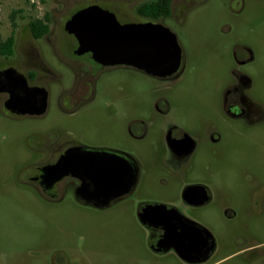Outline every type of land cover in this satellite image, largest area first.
Returning a JSON list of instances; mask_svg holds the SVG:
<instances>
[{
	"label": "flooded vegetation",
	"instance_id": "flooded-vegetation-1",
	"mask_svg": "<svg viewBox=\"0 0 264 264\" xmlns=\"http://www.w3.org/2000/svg\"><path fill=\"white\" fill-rule=\"evenodd\" d=\"M108 1L121 23L169 27L181 48L178 67L158 76L103 64L90 52L79 54L77 38L65 30L68 40L47 39L66 68L61 72L33 40L24 47L14 40L12 53L0 51V58L12 57L0 64V113L14 120L56 114L30 134L1 137L0 196L73 209L65 218L78 223L82 243L51 248L49 264H144L149 251L158 263L174 257L179 264H264V230L255 225L264 217V154L256 149L264 97L251 70L264 57V0H228L232 24L211 30L219 96L204 108L171 98L185 78L186 57L169 23L195 2L139 0L127 8ZM117 69L157 83L152 101L133 102L107 87ZM21 192L32 195L20 199ZM117 219L135 220L136 234L125 225L111 232V248H97L89 228L114 227ZM108 255L116 261L101 258Z\"/></svg>",
	"mask_w": 264,
	"mask_h": 264
},
{
	"label": "rangeland",
	"instance_id": "rangeland-1",
	"mask_svg": "<svg viewBox=\"0 0 264 264\" xmlns=\"http://www.w3.org/2000/svg\"><path fill=\"white\" fill-rule=\"evenodd\" d=\"M139 0H120L122 7L136 5ZM194 8L182 16L177 22L169 23L179 37V42L185 53V66L183 81L174 90L171 96L173 102L192 104L198 108H204L207 102H216L219 96L218 78L215 71V63L211 55L212 29L219 28L225 21H232L226 17L228 13V0H193ZM91 3L98 4L105 8H110L108 0H0V38H6L14 34L16 42L24 47L25 44H38L42 50L44 58L59 71L66 68L58 57L47 39L64 41L71 36L65 31L67 19L77 10ZM34 18L46 19L50 28L41 38H35L30 29V21ZM234 27V25H233ZM234 30L236 28L234 27ZM220 36V34H219ZM36 39V40H35ZM228 45V59L226 65L234 66L230 55L231 48ZM264 55V54H263ZM12 58V57H10ZM9 58V59H10ZM0 58V64L6 65L11 61ZM226 67V66H225ZM258 77L259 93L264 97V57L258 60L255 66L251 67ZM225 75H229L227 67L223 69ZM222 72V71H221ZM107 87L117 88V95L131 97L133 102L144 100L152 101L151 88H157L158 84L150 79L141 77L140 74L132 73L127 69H117L105 79ZM133 91H132V90ZM192 89V90H191ZM55 110H51L48 118L35 119L31 117L8 119L0 113V139L5 136H23L30 134L32 130L45 126L51 116L55 115ZM264 135V133H261ZM257 147L259 155L264 154V136ZM250 156V155H247ZM253 156V155H251ZM238 174L231 175L234 182ZM232 182V181H231ZM0 196V258L5 264H49L51 248L60 246V243L71 241L82 243L80 238V228L76 222L68 221L65 216L73 211L71 207H56L52 209L43 203H30L26 201H10V195L2 193ZM17 197L25 198L31 193H19ZM110 227L105 223L100 226L95 225L90 230V236L97 240V248L112 247L110 240L113 238L111 232L122 227L130 229L135 235L138 228L137 222L128 219L126 222L117 219ZM206 223V222H205ZM264 230V217L255 224ZM124 233V230L121 234ZM82 236V235H81ZM78 243V244H79ZM77 244V243H76ZM114 248V247H113ZM77 252V251H76ZM148 257L144 264H179L174 257L164 260V263L153 262L152 252H146ZM98 258L96 255L91 258ZM106 262H115L114 255L101 257Z\"/></svg>",
	"mask_w": 264,
	"mask_h": 264
},
{
	"label": "water",
	"instance_id": "water-1",
	"mask_svg": "<svg viewBox=\"0 0 264 264\" xmlns=\"http://www.w3.org/2000/svg\"><path fill=\"white\" fill-rule=\"evenodd\" d=\"M65 30L78 42V53H92L107 65H128L152 75L173 73L181 48L171 29L158 22L121 23L115 13L98 4L74 12Z\"/></svg>",
	"mask_w": 264,
	"mask_h": 264
},
{
	"label": "trees",
	"instance_id": "trees-1",
	"mask_svg": "<svg viewBox=\"0 0 264 264\" xmlns=\"http://www.w3.org/2000/svg\"><path fill=\"white\" fill-rule=\"evenodd\" d=\"M161 0H155L153 3L154 5H159ZM149 5V4H148ZM145 5H141V8ZM152 6V4H150ZM140 8V9H141ZM49 24L46 21V19L43 18H34L30 21V29L32 32V35L35 38H41L44 34H46L49 31ZM14 34H11L7 37V40L3 45L0 46V51L4 54H10L13 50V44H14Z\"/></svg>",
	"mask_w": 264,
	"mask_h": 264
}]
</instances>
